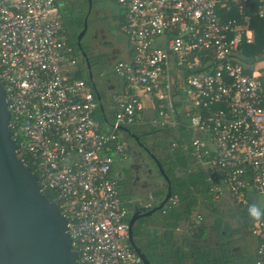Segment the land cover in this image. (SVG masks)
<instances>
[{
  "label": "built area",
  "instance_id": "2783aa9c",
  "mask_svg": "<svg viewBox=\"0 0 264 264\" xmlns=\"http://www.w3.org/2000/svg\"><path fill=\"white\" fill-rule=\"evenodd\" d=\"M117 2L132 56L114 63L126 90L115 115L101 120L56 0H0V82L17 154L59 205L77 264H144L115 175L127 159L124 128L144 122L139 91L161 109L155 122L180 125L181 115L188 124L217 199L229 194L243 207L264 200V62L250 61L246 48L256 43L251 26L264 18V0ZM253 233L264 264V215Z\"/></svg>",
  "mask_w": 264,
  "mask_h": 264
},
{
  "label": "trees",
  "instance_id": "16d2710c",
  "mask_svg": "<svg viewBox=\"0 0 264 264\" xmlns=\"http://www.w3.org/2000/svg\"><path fill=\"white\" fill-rule=\"evenodd\" d=\"M75 1L77 2V4H79V8L83 7V0ZM56 2L61 9L62 24L66 30L68 42L72 46H74L75 51L79 54L80 47L77 44L76 33H72L69 29V21L73 13V7H75V5L71 7L69 0H66L64 3L61 0H56ZM81 12L82 11L80 10V12H78L75 16V19L79 20V23L76 24L77 27L82 26L83 13ZM255 21H258L259 23ZM253 25L257 28L258 41L256 39L255 44L246 46V48L251 51V56L249 58L250 61H256V57L261 55L260 51L264 47V18H259L255 16ZM79 56L81 58L82 63H84V57L81 54H79ZM113 71V65H111V67L109 68L107 67L106 69L107 73H112ZM99 72L102 73L103 70L101 69ZM81 76L84 77V74H81ZM103 91H99L101 94V99L99 100L101 103V110L99 115H97V117L101 120L109 118L108 114L105 113L104 103H112V105L114 104V108H111L112 110L109 112V114H111L110 116L113 117L116 111L118 110L120 98H110L106 95V91ZM179 104V101L175 102L176 106ZM160 111L161 109L156 106L153 116H149L145 115L143 113L144 110L141 109L139 111V119H143L144 122H138L133 125H130L124 128V131L125 134H127L128 136L129 133H127L126 129H129L130 131L136 132L138 134H146L148 131H153L154 133H157L154 134V142L151 143V150L156 155V157H158L159 159L161 158L160 160L163 161V168L165 169L171 180L170 185L172 192L171 198L167 202L166 206L164 207V209H161L163 221L168 222L169 219H171L172 224H170V227L175 228L179 226L178 223L181 220H184L185 222H190L193 212L196 210V208L198 209L200 203H202V205L204 204L203 207L207 211L205 209L202 210V218L204 216L205 221L199 223L197 227H194L195 223L191 222L193 228H190V233L191 236H193V239L186 240L185 244L183 243L182 245V249L178 251L174 249L176 246H178L180 241H183V239L180 240L179 237L174 238V233L170 232V237L168 238V240H163L162 236H159L160 234H158V232L156 231L153 237L155 249L153 253L154 255L150 256V258H152L153 260V264H257V248L260 242L257 236V247L247 251L246 255L243 256L242 254H235L232 249L236 241L234 237L240 233L241 227L238 226L237 228H233V231H230L231 235L228 234V231L230 230L228 222L224 220L225 216L223 217L222 214H219L218 216L214 217L212 223L213 226L212 228H210L211 225L206 221V219H209L214 213L218 212L219 202H215L214 196L209 190V181L206 180L204 170L199 168H192L191 165L195 160L183 151V137H185V135H188V133L190 135L191 131L188 132L184 127L181 126L185 124L184 120L181 118V115L180 118H178L181 119L182 122V124L180 125H170L167 123L162 124L161 122L158 123L153 121V119L160 118ZM11 130L13 132L12 128ZM162 134L168 144V151L164 153V158H162L161 156V149L163 147L161 140ZM141 140L143 142L147 141L145 140V138H143V136L141 137ZM17 142L19 143L18 139ZM157 148H159V150ZM28 166L33 171V166H31L30 164ZM161 174L162 173L160 172V176L161 178H163L164 176ZM168 188L169 183L166 181L165 186H162L161 189L153 192V195L155 197H160L161 200H163V198L165 197L164 195L167 194L166 191ZM46 194L49 199L52 200V195L50 194V192H46ZM174 197L178 198L179 204L170 205L169 203ZM226 198L227 197L224 196L221 197V199L224 200V204L226 203L227 205L231 206V211H233V213L229 216L232 218L237 216L240 220L244 218L246 222L244 225H246L250 233H253V227L256 221L260 218L257 219L251 217L249 215L248 209L250 206L253 205L252 203L256 205L255 201L252 200L250 203L251 205L243 207L237 205L236 202H234L233 197L231 198V196H229V199ZM199 199L201 200V202H199ZM200 220L201 219L199 218V221ZM208 231L213 233V241L204 239L207 236ZM134 234L139 237V242L143 244V246L147 249L148 241L144 242L147 239V236L143 234L142 230L138 227H135Z\"/></svg>",
  "mask_w": 264,
  "mask_h": 264
},
{
  "label": "water",
  "instance_id": "95a60500",
  "mask_svg": "<svg viewBox=\"0 0 264 264\" xmlns=\"http://www.w3.org/2000/svg\"><path fill=\"white\" fill-rule=\"evenodd\" d=\"M89 6H92V0H89ZM85 59L88 62L86 55ZM89 79L100 100L92 69ZM10 119L6 94L0 82V264H77V252L72 249L66 218L59 205L41 189L31 168L19 158ZM126 131L138 138L135 132ZM154 158L169 188L163 200L149 213L161 209L172 194L171 180L161 161L155 155ZM139 216L136 209L129 220L130 244L144 264H151L134 240V225Z\"/></svg>",
  "mask_w": 264,
  "mask_h": 264
},
{
  "label": "flooded vegetation",
  "instance_id": "af4514ba",
  "mask_svg": "<svg viewBox=\"0 0 264 264\" xmlns=\"http://www.w3.org/2000/svg\"><path fill=\"white\" fill-rule=\"evenodd\" d=\"M103 2L104 0H93V4L91 7H88V11L86 13L83 11L81 12L83 13V21L81 27L78 26V28L76 26V24L79 23V20L75 19L76 14L74 12L72 13L71 19L69 21L70 31L74 34L76 33L77 44L80 47L79 54L84 57L83 65L88 71L90 70V67L92 68V70L95 72V79L99 74V68L102 70H106L107 67L109 68L117 60V49L115 44L116 42H118L119 38L126 39L125 33L123 31L125 16L120 6L117 5V1L109 0V2L107 1L105 5ZM111 3L112 6H110ZM109 6L110 9L108 8ZM106 23H109V25H117V32L113 33L112 29H109ZM105 36H107L108 38H106ZM98 39L100 40V44L97 43ZM101 39L104 40L102 41ZM107 47H109L110 50H105ZM85 55L88 58V62L85 59ZM105 73L106 71L104 73H100V78H98L102 85H100L101 83L96 80V85L99 91L105 90L104 88L107 85H105L104 83V81L106 82V78H104V75H106ZM154 134L157 133H154L153 131H148L146 134L136 133V136L138 138L127 135L128 137H126V161L128 162H126L123 170L119 171L117 175V182L120 194L125 205L129 209L128 220L132 218L136 209L138 214L141 215L136 220L134 228H140L143 234L147 236V239L144 241H148L147 249L143 246V244L139 242V237L135 234L134 240L136 244L141 248V250L147 255V257L151 261V264H153V260L152 258H150V256L154 255L153 253L155 250L153 237L156 233V230L159 229V222H161V220L163 219L161 209H164V207L166 206L165 204L161 209L153 213H149L152 207L158 205L162 200L160 197H153L152 200H146L148 196H150L149 191L152 189L151 186L158 184L157 180H155L153 176L160 175V170L154 158L155 154L151 150V143L154 142ZM141 135L147 141L143 142L141 140ZM161 140L163 147L161 149L162 155H160L162 156V158H164V153L168 151V144L167 141L164 139L163 134L161 136ZM157 149L159 150V148ZM160 161L162 164L163 161ZM162 166L164 165L162 164ZM162 185H165V183H162ZM203 221H205L204 217L198 222V224L202 223ZM206 221L209 223L208 219H206ZM239 221L242 223V228L239 233L241 239L245 241L248 246V240H253L254 237V249L257 238L256 235L254 233L249 232V229L246 227V225H244L246 223L245 221H241L240 219ZM210 225V228H212V223ZM243 230H245V234H243ZM228 234L231 235L230 230L228 231ZM212 235L213 233L208 231L207 236L204 239L213 240L211 238ZM245 242H243L242 244H237V246H235L234 243L232 249L235 254L243 255V252L246 250ZM249 250L250 249L248 246V251Z\"/></svg>",
  "mask_w": 264,
  "mask_h": 264
},
{
  "label": "crops",
  "instance_id": "0c3cea01",
  "mask_svg": "<svg viewBox=\"0 0 264 264\" xmlns=\"http://www.w3.org/2000/svg\"><path fill=\"white\" fill-rule=\"evenodd\" d=\"M118 3V2H117ZM258 4L259 3H254V2H251V3H248V5H247V10H248V12L249 13H251V14H253V15H255L256 14V12H257V10H258ZM119 5V4H118ZM120 6V5H119ZM121 8V7H120ZM122 9V8H121ZM255 22H257V23H259L258 21H255ZM252 29H253V31H254V33H255V39H257V28H256V26H254L253 24H252ZM124 31V30H123ZM124 33H125V36H126V39L125 38H122V39H120V40H118V42H116V44H115V46H116V49H117V60H124V59H128V58H131V56H132V49H131V44H130V40H129V36L126 34V32L124 31ZM257 41H258V39H257ZM263 50H264V47L262 48V50H261V61L262 62H264V54L262 53L263 52ZM79 58V57H78ZM79 60H80V63H81V65L83 64L82 63V61H81V59L79 58ZM116 60V61H117ZM115 61V62H116ZM262 66H264L263 64H261ZM113 66H114V64H113ZM111 67V66H110ZM83 68H84V70H85V72H86V69H85V67L83 66ZM101 69L99 68V71H100ZM98 71V75H101L100 73L101 72H99ZM106 70H104L103 69V72L102 73H104ZM89 72V71H88ZM106 75H107V78H106V84H109V88H107V89H105L104 91H106V95L108 96V97H110V98H112V97H115V98H117V96H119V97H121L122 96V94L124 93V91L126 90V85L124 84V82H123V80H122V78L121 77H119L118 75H116L115 73H114V71L112 72V73H105ZM85 77H87V78H89V76H88V73L86 72L85 73ZM94 77H95V75H94ZM95 82H96V79H95ZM97 84V83H96ZM98 88V87H97ZM107 90H109L110 92H111V94L110 95H108L107 94ZM139 95H140V97H141V99L143 100V102H144V108H143V110H144V114L145 115H149V116H153V114H154V110H155V108H156V106H157V102H155V99L154 98H152V97H149L146 93H144V92H142V91H139ZM114 105V104H113ZM112 105V103L111 104H109V103H104V110H105V113L106 114H108V116H110L111 114H109V112L112 110L111 108H114V106ZM155 119H153V121H154ZM181 123V122H180ZM171 125V124H170ZM182 127H184L185 129H186V131H188V132H190V129H189V127H188V124L187 123H185L184 125H181ZM187 132V133H188ZM194 135V133L193 132H191L190 133V135H189V133H188V135H185V137H183V140H184V143H183V151L184 152H186L189 156H191L195 161L192 163V168H194V169H197V168H199V169H202V170H204V172H205V175H206V180L207 181H209L208 180V174H209V172H208V169H207V167L206 166H204V165H202L196 158H195V155H194V150H193V147H192V136ZM126 162H128V161H126V160H122V159H120V160H118L117 161V163H116V165H115V175H116V177H117V175H118V172L119 171H122L123 170V168L125 167V164H126ZM117 173V174H116ZM162 175V174H161ZM156 177V176H155ZM161 178V177H160ZM163 180H164V182L166 183V178L164 177V178H162ZM168 182V181H167ZM158 184L157 185H154V186H151L152 187V189L149 191V195L150 196H148V198L146 199V200H149V199H153V197H155L154 195H153V192H155V191H158L159 189H161L162 188V186H165V185H162V183L161 182H157ZM209 185V190H210V192H211V194L214 196V194H213V192L211 191V188H210V183L208 184ZM167 191H168V189H167ZM166 191V192H167ZM166 195V194H165ZM164 195V196H165ZM225 197H227L226 199H229L228 197H229V194H226V196ZM174 198H177V197H174ZM214 199H215V202L217 201V203H218V205L220 204V199L221 198H219V199H217L215 196H214ZM177 200H178V198H177ZM228 202H229V200H228ZM149 203V202H148ZM167 204V203H166ZM170 205L172 204V201H170V203H169ZM176 204H179V202L177 201V203ZM253 205H255L254 203H252ZM251 205V204H250ZM249 206V205H248ZM256 206L258 207V205L256 204ZM259 208V207H258ZM260 209H261V207H260ZM204 217V216H203ZM199 218L200 219H202V211L200 210V208L198 207V209L196 208V210L193 212V215L191 216V219H190V222H185L184 220H181V221H179V226L178 227H170L171 225L170 224H172L171 223V219H169V221L167 222V221H163V219L161 220V222H159V229H157L156 231L158 232V234H160L161 236H162V239L163 240H165V239H167L168 240V238L170 237V232H173L174 233V238L175 237H179V239L180 240H182L183 239V241H180V243L178 244V246H176L175 247V249L174 250H180V249H182V245H183V243L185 244V242H186V240H190V239H193V236H191V231H190V228H193V226L191 225V222L192 223H195L194 225V227H197V225H198V221H199ZM175 229V232L173 231L174 229ZM177 228H179L180 229V231L177 233L176 232V230H177ZM161 229H163V231H164V233H160V230ZM177 233V234H176ZM187 238V239H186ZM257 244H258V241H257V238H256V244H255V248L257 247ZM169 257V256H168ZM169 263V262H168Z\"/></svg>",
  "mask_w": 264,
  "mask_h": 264
},
{
  "label": "rangeland",
  "instance_id": "374dc122",
  "mask_svg": "<svg viewBox=\"0 0 264 264\" xmlns=\"http://www.w3.org/2000/svg\"><path fill=\"white\" fill-rule=\"evenodd\" d=\"M63 3L66 1V0H61ZM70 1V5H71V7L73 6V5H75V7H73V12L75 13V14H77L78 12H79V10H81V11H84L85 13L88 11V7H90L89 6V0H83V7L81 8H79V4H77V2L75 1V0H69ZM108 2H109V0H107ZM107 1H105L104 0V5L106 4V2ZM76 2V3H75ZM75 3V4H74ZM118 5V4H117ZM110 6H112V3L110 4ZM110 6L108 7L109 9H110ZM261 7H262V5H261ZM95 8H96V6H95ZM99 16H101V15H99ZM94 17V16H93ZM107 25H108V28L109 29H112V32L113 33H116L117 32V30H118V27H116L117 25H115V24H110L109 25V23H106ZM107 28V29H108ZM89 36V35H88ZM106 38H108L107 36H105ZM102 41L104 40V39H101ZM118 40V39H117ZM119 40H120V38H119ZM121 41V40H120ZM97 43H99L100 44V40L98 39L97 40ZM105 50H110V48L109 47H107ZM75 55H77L79 58H80V56H79V54L75 51ZM81 59V58H80ZM115 63V62H114ZM113 63V64H114ZM84 66V65H83ZM85 67V66H84ZM86 72L88 73V76H89V72H88V70H86ZM93 74L95 75V72L93 71ZM98 78H100V75H98L97 77H96V80L99 82V83H101L100 82V80H98ZM104 78H107V75H104ZM104 83H105V85H106V82L104 81ZM100 85H102V83L100 84ZM99 85V86H100ZM107 86V88H109L110 86H109V84H107L106 85ZM106 86H105V88L104 89H107L106 88ZM104 92V91H103ZM107 94L108 95H110L111 94V92L109 91V90H107ZM117 98H119V96H117ZM131 141V140H130ZM161 176L160 175H157L156 177L155 176H153V178L155 179V180H157V182H161V183H165L164 182V180L162 179V178H160ZM147 190V189H146ZM203 199V198H202ZM199 202H201V200L199 199ZM264 203V200L262 199V197L259 199V204H258V207L260 208L261 207V204H263ZM204 205V204H203ZM203 205H202V203H200L199 204V208H200V210L202 211L203 209H205L204 207H203ZM219 207H218V212L217 213H214L209 219H208V221H209V224H211V223H213V219H214V217H216V216H218L219 214H222V216L225 218L224 220H226L227 222H228V225H229V227H230V231H233L232 229L233 228H237L238 226L239 227H241L242 228V223L239 221V218L236 216V217H230L229 215L230 214H232L233 213V211H231L232 209H231V206L230 205H227L226 203L224 204V200H220V204L218 205ZM206 210V209H205ZM261 210H262V208H261ZM207 211V210H206ZM242 221H245V219L244 218H242L241 219ZM225 222V221H224ZM174 229V228H173ZM174 232H175V229L173 230ZM180 231V229L179 228H177V230H176V232L178 233ZM160 233H164V231H163V229H161L160 230ZM176 233V234H177ZM243 234H245V230H243ZM161 236V235H160ZM252 237H253V235H252ZM176 238H178V236L176 237ZM211 238L212 239H214V236L212 235L211 236ZM235 239H236V241H235V246H237V244H242L243 242H245V241H243L242 239H241V237H240V235L238 234L237 236H235L234 237ZM213 241V240H212ZM254 242H255V239H254V237H253V240L252 239H250V240H248V246H249V249L250 250H252L253 249V246H254ZM245 246H246V252L244 251L243 252V256H245L246 255V253H247V251H248V246H247V243L245 242Z\"/></svg>",
  "mask_w": 264,
  "mask_h": 264
},
{
  "label": "clouds",
  "instance_id": "9594fccd",
  "mask_svg": "<svg viewBox=\"0 0 264 264\" xmlns=\"http://www.w3.org/2000/svg\"><path fill=\"white\" fill-rule=\"evenodd\" d=\"M249 215L253 218H260L262 215H264V211H262L260 208H258L256 205H252L248 209Z\"/></svg>",
  "mask_w": 264,
  "mask_h": 264
}]
</instances>
